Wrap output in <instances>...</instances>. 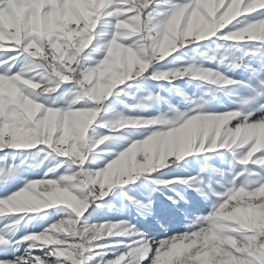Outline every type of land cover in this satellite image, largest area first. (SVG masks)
Wrapping results in <instances>:
<instances>
[{
	"label": "snow or ice",
	"instance_id": "obj_1",
	"mask_svg": "<svg viewBox=\"0 0 264 264\" xmlns=\"http://www.w3.org/2000/svg\"><path fill=\"white\" fill-rule=\"evenodd\" d=\"M207 38L229 42L225 51L240 49L259 59V67L242 57L220 58L230 68L249 70L247 80L203 67L195 59L176 68L155 67L179 48ZM92 52L102 55L96 59ZM146 72L172 84L170 90L183 95L189 107L181 111L170 104L171 115L117 114L111 121H98L114 90ZM185 77L198 80L209 93L244 87L249 94L236 108L211 111L202 97L186 95L172 83ZM62 83L72 86L63 97L52 98ZM62 98L64 105L59 106ZM146 99L160 97L149 93ZM126 126L151 127L103 166L87 168L94 150L112 138H90V128ZM5 149H46L47 155L71 163L58 177L45 173L0 198V218L13 217L0 226V252L29 242L23 253L13 247L11 259L5 255L0 264H86L97 250L121 244L126 250L97 264H264V172L247 167L226 181L223 192L211 184L206 190L199 177L152 181L157 186L184 184L206 198L209 193L217 196L211 211L183 232L155 239L125 221V233L134 239L101 244L97 241L102 237L121 234L114 233L116 223L77 230L95 200L192 153L228 150L241 165L264 166V0H0V152ZM11 168H0V181ZM245 174L253 179L237 184ZM172 191L168 200L185 212L179 207L183 195ZM129 199L142 215L151 214V200ZM54 206H64L72 215L17 241L9 239L7 230L24 214Z\"/></svg>",
	"mask_w": 264,
	"mask_h": 264
},
{
	"label": "rangeland",
	"instance_id": "obj_2",
	"mask_svg": "<svg viewBox=\"0 0 264 264\" xmlns=\"http://www.w3.org/2000/svg\"><path fill=\"white\" fill-rule=\"evenodd\" d=\"M228 43L223 40L207 38L198 42L197 45L190 44L179 48L175 53L170 54L167 60L161 61L155 67L158 69L162 66L176 68L186 64L189 60L195 59L199 65L225 72L236 80L249 79L251 76L249 70L244 67L230 68L227 63L221 64L220 58L227 56L231 60L236 57H242L245 62L257 67H259L261 61L251 56H245L240 49L228 48L225 51ZM101 55L102 53L92 52V56L96 59L100 58ZM209 57L213 58L209 59ZM85 63H88V61H85ZM18 68L19 64L17 65ZM255 82V79H252V83L254 84ZM172 83L186 95L193 98L202 97L205 101V107L211 111L236 108L238 107L236 102L241 97L249 94L248 89L244 87L233 88L231 92L209 93L207 88L202 86L198 80L190 79L189 77L178 78ZM71 86V83L60 84L57 92L52 94V98L63 97V94ZM171 88L172 84L167 80L161 79L158 81L152 79L146 72L140 78H133L124 85L118 86V89L114 90V94L103 102L104 107L109 103L113 106L115 105V110L106 114L103 112V108L98 113V117L101 119L97 120L111 121L117 114L134 115L142 118H150L158 114L171 115L170 104L175 105L181 111L186 110L189 105L185 101L184 96L171 91ZM149 93L158 95L160 99H146ZM64 102L62 98L58 101V105L63 106ZM141 103L143 107H130ZM150 127L126 126L124 129L111 130L103 127L90 128V138L99 134H109L112 138L94 150V154L89 159L86 167L98 168L103 166L115 154L127 147L131 141L140 139L147 134ZM5 154H7L6 159L0 160V168L9 169L13 165L14 168L10 169V175L7 179L0 181V198L24 187L27 181L44 178L45 173H48L49 177H58L69 168L71 163L64 157L55 154L47 155L46 149L44 151L39 149H5L4 152H0V157H5ZM57 165L58 167H56ZM72 167L75 168L76 166L73 164ZM245 167L255 169L257 172H264V166H257L252 163L247 166L241 165L234 160L228 150L212 151L206 154L192 153L175 164H168L166 167L156 169L150 174H142L127 185L116 186L108 195L95 200L83 214L77 230L79 231L85 226L98 223H116L118 227L114 229V233L121 234L102 237L97 241V243L101 244L108 243L110 240L127 242L134 239V236L125 233V225L123 223L125 221L131 222L141 232L155 239H160L165 234L171 235L174 232H183L196 217L211 211L212 204L217 200V196L209 193L206 198L194 188L184 184L157 186L152 181L155 179L169 180L172 177H199L203 181V186L206 190L208 184H211V187L216 192H223L226 181L230 180L236 173H240ZM50 168L54 170L49 173L48 170ZM252 179V177L245 174L237 178V184L243 183L245 180L251 181ZM173 188L183 195L184 200L179 201V207L184 208L185 212L179 211L177 206L172 205L171 201L168 200L167 197L174 194ZM129 197L143 202L151 200V214L142 215L137 205ZM69 215H72L71 210L64 206H54L38 213L24 214L19 224L13 225L7 230V236L11 241H17L25 234L40 232L53 222H58L62 217ZM10 218L13 217L5 214L3 218H0V226L7 223ZM24 243L7 246L3 252H0V258H4L6 255L7 258L11 259L13 247H19V252L23 253ZM124 250H126L124 244L116 248L97 250L99 251L97 257L87 260L86 264H97V261L111 258L114 253ZM90 254V252H86L85 256ZM132 264H135V262L132 261ZM144 264H147V262H144Z\"/></svg>",
	"mask_w": 264,
	"mask_h": 264
},
{
	"label": "bare ground",
	"instance_id": "obj_3",
	"mask_svg": "<svg viewBox=\"0 0 264 264\" xmlns=\"http://www.w3.org/2000/svg\"><path fill=\"white\" fill-rule=\"evenodd\" d=\"M115 106V105H114ZM114 106L112 104H107L105 107H104V111L106 114L109 113V112H112V110H115ZM100 117H97V119H99ZM101 119V118H100ZM113 119V118H112ZM110 120V119H109ZM105 143V142H104ZM101 146V145H99ZM104 146V145H103ZM25 244V243H24ZM28 246V243L25 244V246L23 247L24 249ZM95 257H97V255H95Z\"/></svg>",
	"mask_w": 264,
	"mask_h": 264
}]
</instances>
